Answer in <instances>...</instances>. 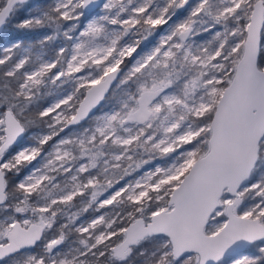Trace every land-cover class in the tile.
<instances>
[{"label":"snow or ice","instance_id":"6c2138e0","mask_svg":"<svg viewBox=\"0 0 264 264\" xmlns=\"http://www.w3.org/2000/svg\"><path fill=\"white\" fill-rule=\"evenodd\" d=\"M0 264H264V0H0Z\"/></svg>","mask_w":264,"mask_h":264},{"label":"rangeland","instance_id":"374dc122","mask_svg":"<svg viewBox=\"0 0 264 264\" xmlns=\"http://www.w3.org/2000/svg\"><path fill=\"white\" fill-rule=\"evenodd\" d=\"M7 38H5V42H6Z\"/></svg>","mask_w":264,"mask_h":264}]
</instances>
